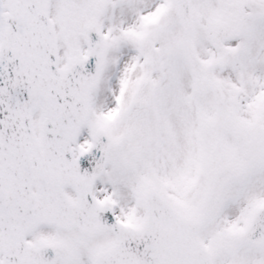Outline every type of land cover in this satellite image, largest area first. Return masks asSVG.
<instances>
[{"label": "snow or ice", "instance_id": "6c2138e0", "mask_svg": "<svg viewBox=\"0 0 264 264\" xmlns=\"http://www.w3.org/2000/svg\"><path fill=\"white\" fill-rule=\"evenodd\" d=\"M0 264H264V0H0Z\"/></svg>", "mask_w": 264, "mask_h": 264}]
</instances>
